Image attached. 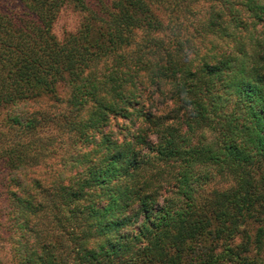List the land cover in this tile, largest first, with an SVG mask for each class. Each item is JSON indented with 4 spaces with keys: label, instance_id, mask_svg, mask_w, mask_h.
<instances>
[{
    "label": "trees",
    "instance_id": "1",
    "mask_svg": "<svg viewBox=\"0 0 264 264\" xmlns=\"http://www.w3.org/2000/svg\"><path fill=\"white\" fill-rule=\"evenodd\" d=\"M20 1L0 7V108L29 134L0 150V264H263L264 0ZM65 6L82 21L58 38ZM50 121L67 148L41 167Z\"/></svg>",
    "mask_w": 264,
    "mask_h": 264
},
{
    "label": "rangeland",
    "instance_id": "2",
    "mask_svg": "<svg viewBox=\"0 0 264 264\" xmlns=\"http://www.w3.org/2000/svg\"><path fill=\"white\" fill-rule=\"evenodd\" d=\"M197 6L199 7L200 5L197 4ZM0 7L3 11L12 14L23 13L25 10H27L23 2H21L20 0H0ZM82 16L83 13L78 11L77 9H74L72 6H65L60 9L53 23L52 31L58 38H62L69 32H75L81 24ZM217 44L218 47H220V44ZM59 87L60 95H65V86L60 85ZM39 103L41 104L42 109H44L48 113H58L61 109H63L62 103L55 102V100L49 97L44 98ZM36 106L37 108L40 107L37 103ZM6 113L7 112L4 108H0V150L6 145H10L11 142L14 143L29 138V134L27 132L10 125V123L6 119ZM60 125V123H55L52 121L43 123L42 128H40V130L38 131V135H36V137L40 135V139L42 140V144L44 147V154L39 159L41 167L44 165V163H54V165L56 166H59L60 164L61 156L63 155L65 148H67V135L64 128ZM2 168L3 167L0 163V191L3 190L2 182L4 183V185L6 183L4 175L5 172ZM230 182L231 180L228 178V175L221 174L217 171H209L208 179L204 182V187L206 190L211 189L212 187L220 188L229 185ZM2 195L3 194L0 195V206L2 209H0V220L3 219V213L5 211V208H3L4 203L2 201ZM236 241H238V239Z\"/></svg>",
    "mask_w": 264,
    "mask_h": 264
}]
</instances>
